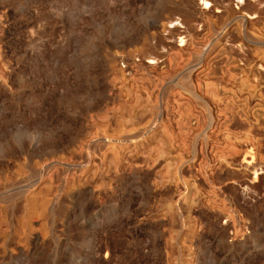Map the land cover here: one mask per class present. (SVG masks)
<instances>
[{
	"label": "rangeland",
	"instance_id": "obj_1",
	"mask_svg": "<svg viewBox=\"0 0 264 264\" xmlns=\"http://www.w3.org/2000/svg\"><path fill=\"white\" fill-rule=\"evenodd\" d=\"M155 3L0 0V264H264V0Z\"/></svg>",
	"mask_w": 264,
	"mask_h": 264
},
{
	"label": "bare ground",
	"instance_id": "obj_2",
	"mask_svg": "<svg viewBox=\"0 0 264 264\" xmlns=\"http://www.w3.org/2000/svg\"><path fill=\"white\" fill-rule=\"evenodd\" d=\"M202 5H204L205 9H210L212 7H225L224 6V0H200ZM255 0L253 2V0L248 1V0H238V8L239 9H243V10H247V13H250L249 15H251L250 17L254 18V17H258V5L256 3ZM199 0H156V14L155 17L152 19L147 20L143 26V32L144 33H150L154 28H157L159 25L166 27V23H169V28H172L170 30V32H175L179 30V27H183L184 28V32L189 31V28L191 29V26L193 25V21L197 14V5H198ZM153 3V2H152ZM199 10V9H198ZM232 10V9H231ZM230 11V10H229ZM176 14H178L179 16L176 17ZM261 14V13H260ZM248 15V14H247ZM146 17V16H145ZM227 17V16H226ZM167 21V22H166ZM215 24V23H214ZM139 25V24H138ZM242 23L240 21L239 26L241 27ZM140 26V25H139ZM211 28V27H210ZM167 29V27H166ZM165 30V29H164ZM211 31V30H209ZM235 31V30H234ZM241 32V31H240ZM164 33V32H163ZM254 33V32H253ZM256 33V32H255ZM208 35V34H207ZM231 35V34H230ZM238 35V34H237ZM215 36V35H214ZM235 37H233L234 39H237L238 37H236V35H234ZM230 38V37H229ZM251 38V37H249ZM141 39V38H139ZM164 38H160L157 43H155V46H163L166 47L165 42L163 40ZM144 40V44L148 45L149 47L154 46L152 44V41L150 39L149 36H146L145 38H143ZM124 41V40H123ZM138 41V39L136 37H128L126 39V43L127 44H134ZM179 42H181V44L179 45H185L186 40L184 37L180 36V40ZM197 42V41H196ZM93 43V42H92ZM121 45V44H120ZM192 49V48H191ZM197 51V50H196ZM195 52V51H194ZM237 52V51H236ZM132 54V53H131ZM145 54V53H144ZM184 55V54H183ZM229 55V54H228ZM123 56V55H122ZM145 56V55H144ZM224 56V55H223ZM232 57V56H231ZM234 58V57H233ZM150 59V58H148ZM151 63L155 62L154 58L150 59ZM186 62V61H185ZM129 63V62H128ZM127 64V63H126ZM177 65V64H176ZM233 65V64H232ZM242 69V68H241ZM126 71V70H125ZM218 71V70H217ZM106 72V71H104ZM190 73V72H189ZM167 74V73H166ZM188 77L189 74L187 73ZM180 82V81H179ZM194 87V86H193ZM218 87V85H217ZM241 89V88H240ZM134 90V89H133ZM240 91V90H239ZM213 92V91H212ZM151 95V94H150ZM235 96V95H234ZM216 100V99H215ZM247 100V99H246ZM110 101V100H109ZM228 108V107H227ZM88 109V108H87ZM123 109V108H122ZM144 110V109H143ZM144 114V113H143ZM251 163V162H250ZM254 166V164H253ZM263 172V168L258 167L254 169V179L257 180L259 175Z\"/></svg>",
	"mask_w": 264,
	"mask_h": 264
}]
</instances>
